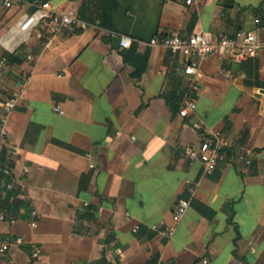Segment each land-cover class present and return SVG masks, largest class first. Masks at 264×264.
<instances>
[{
	"label": "crops",
	"instance_id": "crops-1",
	"mask_svg": "<svg viewBox=\"0 0 264 264\" xmlns=\"http://www.w3.org/2000/svg\"><path fill=\"white\" fill-rule=\"evenodd\" d=\"M21 1L0 7V112L17 95L0 161V242H24L0 264H264V60L216 54L195 76L182 55L146 44L173 30H246L264 42V0ZM43 1L78 16L86 5L78 31L18 33L19 17ZM186 91L196 107L181 117ZM193 122L233 144L211 173L179 156L200 141ZM179 198L189 206L173 234L151 229L171 223Z\"/></svg>",
	"mask_w": 264,
	"mask_h": 264
},
{
	"label": "built area",
	"instance_id": "built-area-1",
	"mask_svg": "<svg viewBox=\"0 0 264 264\" xmlns=\"http://www.w3.org/2000/svg\"><path fill=\"white\" fill-rule=\"evenodd\" d=\"M194 0H185L186 4H192ZM21 0H0V7L9 9L20 5ZM32 11L23 13L15 23V28L18 33L27 34L34 29L37 31V36H42V30L54 36L63 31L73 32L81 21L75 9L59 10L54 8L50 2L43 1L40 3H32ZM112 35L118 36V45L122 48H129L132 39L124 34L111 32ZM146 44L150 47H162L169 50L171 53L182 55L186 60L184 63V73L190 75H198L199 64L198 60L213 57L216 54H225L231 61L241 62L248 57H252L255 53H259L264 60V42L260 41L256 33L246 30H238L232 35H220L215 38H207L201 33H192L188 36H183L179 31L173 30L165 34H157L152 36ZM30 58V57H28ZM1 63V60H0ZM192 91H186L183 94L182 100L178 107V114L181 117H188L196 107L195 100L191 96ZM17 104V95H10L2 104L0 112V161L4 155L7 137V123L10 114ZM53 110L59 114L63 113L60 105H55ZM192 126L199 132L200 141L196 147L185 146L179 151V156L185 159L189 165L196 162L200 163L203 173H211L221 159L223 151L233 146L227 139L219 134L206 133L202 126L193 122ZM93 167V164H90ZM23 171L27 172V166H23ZM2 171L6 176L11 174V169L4 166ZM13 178L6 183L8 190L13 189ZM189 206L188 199L179 198L171 214V223L152 224L151 229L161 232L163 235L170 237L175 229V224L183 217ZM31 227L37 226L35 217L37 211L31 209ZM4 215L0 214V219ZM137 230V226L133 231ZM24 242L21 236H7L0 242V253H7L12 247L19 246ZM40 249L36 246L32 247L31 256L37 258ZM207 257H203L202 263L206 264Z\"/></svg>",
	"mask_w": 264,
	"mask_h": 264
},
{
	"label": "trees",
	"instance_id": "trees-1",
	"mask_svg": "<svg viewBox=\"0 0 264 264\" xmlns=\"http://www.w3.org/2000/svg\"><path fill=\"white\" fill-rule=\"evenodd\" d=\"M84 5V4H83ZM86 5H84V6H82V8H81V13H79V18H82L83 20L85 19V16H84V13H85V10H86ZM99 24H101V25H104V23L103 22H100ZM78 31V29H75L73 32H77ZM42 38H43V36H42ZM41 38V39H42ZM7 57L9 58V60L11 59V57H12V55L11 54H9V55H7ZM143 71V68H142V66H140V67H138V69L134 72V76H139L140 74H141V72ZM87 178V176L86 177H83L82 178V180L80 181V185H81V187H82V183H83V181H84V179H86ZM144 264H156V259H150V260H148L147 262H145Z\"/></svg>",
	"mask_w": 264,
	"mask_h": 264
},
{
	"label": "water",
	"instance_id": "water-1",
	"mask_svg": "<svg viewBox=\"0 0 264 264\" xmlns=\"http://www.w3.org/2000/svg\"><path fill=\"white\" fill-rule=\"evenodd\" d=\"M12 60L17 61V60H19V57L17 55H13Z\"/></svg>",
	"mask_w": 264,
	"mask_h": 264
}]
</instances>
